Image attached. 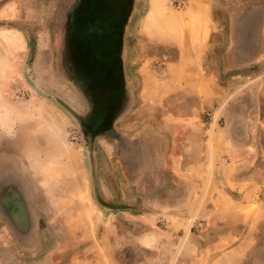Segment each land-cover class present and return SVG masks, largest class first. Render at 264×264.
<instances>
[{
    "label": "rangeland",
    "instance_id": "374dc122",
    "mask_svg": "<svg viewBox=\"0 0 264 264\" xmlns=\"http://www.w3.org/2000/svg\"><path fill=\"white\" fill-rule=\"evenodd\" d=\"M207 4L211 32L202 67L218 91L206 102L202 91L171 93L155 109L140 97L129 118L134 133L125 130L124 138L150 132L160 142L165 128H148L153 117L163 122L164 111L186 112L196 127L186 130L183 145L195 143L201 129L209 152L213 133L226 126L235 99L264 89V0ZM201 6L190 0L180 8L169 0H0V264H90L106 256L113 264H170L184 237L199 250L197 264H210L217 253L216 264H264L263 216L247 220L252 233L247 248L225 255L245 232L240 217L214 211L206 219L183 216L178 203L195 194L168 174L164 162L148 170L142 143L121 150L116 129L100 128V115L81 126L73 117L82 105L92 118L96 97L82 92L63 62L70 25L81 24L91 10L106 9L101 24L108 18V24L118 20L121 27L138 14L133 19L138 26L159 27L161 15ZM198 28L185 18L178 33L198 39ZM166 52L175 59V47ZM257 103L261 140L264 111L262 100ZM103 112L110 121L115 105ZM69 131L78 138L71 139ZM218 155L225 164L224 154Z\"/></svg>",
    "mask_w": 264,
    "mask_h": 264
},
{
    "label": "crops",
    "instance_id": "0c3cea01",
    "mask_svg": "<svg viewBox=\"0 0 264 264\" xmlns=\"http://www.w3.org/2000/svg\"><path fill=\"white\" fill-rule=\"evenodd\" d=\"M190 1L201 2L202 6L190 7L178 14L161 15L159 27L138 26L133 20L138 14H131L127 23L117 29L115 88H105L101 92L104 102L108 101L110 94L115 95V112L110 113V121L108 113L105 114L100 128L116 129L119 149L126 144L142 143L148 150L144 158L148 170H154L157 162H164L169 168L168 174L178 177L180 183L190 188L189 191L195 195L178 203V207L184 211L183 216L190 214L192 219H206V215L214 211L221 215L235 213L240 217L239 224L244 225L245 232L235 237L237 241L233 248L225 253L228 255L234 251L238 255L247 248L252 238L251 231L247 230V220L252 219L253 222L260 216L264 217V198H258V194L264 193V133L259 140L257 130L261 123L256 115L260 109L258 99L262 100L261 110L264 111V89L257 94L254 91L247 93L246 99L242 96L235 99L226 126L213 133L214 145L209 152L200 138L199 126L198 136L193 140L195 143L183 145L182 140L189 139L186 130L196 127L186 112L172 115L164 111L163 122L153 117L148 128H165L164 139L160 142L155 140V133L151 135L150 132L145 136L142 134L140 138H124L125 130H129L131 135L134 133L135 124L130 123L129 118L133 119L132 110L137 108L140 97L145 98L148 104H153L155 109L161 99L171 93L177 95L185 90L197 94L202 91L206 102L218 91L219 85L205 76L202 67L211 32L212 10L208 7V0ZM185 18H192L199 24L200 29L196 30L198 39L195 37L191 40L188 32H184L186 28L181 31L183 33H178L183 28ZM172 47L176 49L175 59L170 58L166 52V48ZM255 98H258L257 101ZM81 106L77 105L78 109L73 115L80 126L94 118H87V111ZM218 153L224 154L227 160L225 164L219 161ZM227 235L230 239L229 233ZM185 240L190 241L183 238L180 245L182 249L174 254L170 264H197L201 257L199 250H193ZM216 241L218 244L219 239ZM184 254L190 257V261L184 260ZM219 258L220 253L212 255L209 263L216 264ZM110 260L106 256L89 263L113 264Z\"/></svg>",
    "mask_w": 264,
    "mask_h": 264
},
{
    "label": "flooded vegetation",
    "instance_id": "af4514ba",
    "mask_svg": "<svg viewBox=\"0 0 264 264\" xmlns=\"http://www.w3.org/2000/svg\"><path fill=\"white\" fill-rule=\"evenodd\" d=\"M106 11L91 10L81 24L74 20L75 23H71L67 29L63 47V62L71 70L72 80L79 84L82 92L96 97V102H92V107H89V115H100L97 118L100 121L105 116L103 113L106 111L103 112V109L114 106L116 101L115 95L110 94L108 101L106 98L107 102H104L101 93L105 88L114 89L116 83L115 42L119 27L118 20L108 24V18L107 23L101 24L105 22L103 18Z\"/></svg>",
    "mask_w": 264,
    "mask_h": 264
},
{
    "label": "built area",
    "instance_id": "2783aa9c",
    "mask_svg": "<svg viewBox=\"0 0 264 264\" xmlns=\"http://www.w3.org/2000/svg\"><path fill=\"white\" fill-rule=\"evenodd\" d=\"M169 3L173 8H180V7L184 6L185 0H169ZM69 136L73 140L78 138L76 131H69ZM225 161L226 160H224L223 163H225Z\"/></svg>",
    "mask_w": 264,
    "mask_h": 264
}]
</instances>
